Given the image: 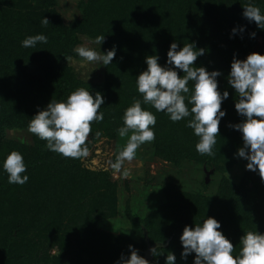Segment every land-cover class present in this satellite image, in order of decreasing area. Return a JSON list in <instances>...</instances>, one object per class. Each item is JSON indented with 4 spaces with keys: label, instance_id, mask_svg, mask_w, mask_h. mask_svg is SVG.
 I'll list each match as a JSON object with an SVG mask.
<instances>
[{
    "label": "rangeland",
    "instance_id": "rangeland-1",
    "mask_svg": "<svg viewBox=\"0 0 264 264\" xmlns=\"http://www.w3.org/2000/svg\"><path fill=\"white\" fill-rule=\"evenodd\" d=\"M19 1L0 0L2 15L10 26L0 27V39L6 41L7 37H11L16 40L14 46L18 48L22 47L21 42L27 36L41 34L32 25L36 12L27 8L17 10L15 6L20 5ZM86 1L56 0L57 17L65 27L68 44L77 41L75 47L65 46L63 42L56 45L53 41L38 44L35 48L23 47L29 51H39L34 52V60L15 62H20V65L17 66L18 78L13 81L23 86L14 82L6 84L15 86V92L21 94L20 100L11 99L9 104H17L14 103L17 101L20 102L21 110H29L26 116L28 123L23 125L26 127L25 132L21 133L24 135L23 141L29 145L38 140L28 130L29 122L52 99L66 100L79 87L88 89L93 96L100 92L105 97L100 109L104 114L102 123L105 122H92V132L86 141L88 155L79 159L71 158V164L84 177L82 185L86 190H82L77 197L74 194L77 181L69 185L70 191L62 186L66 182L65 178L55 181L53 184L61 186L46 192L47 199L53 201L42 200L35 206L33 223L25 230L24 243L21 242L22 237L17 235L23 228L12 217L5 215L6 200H0V217L4 218L5 215L2 228L6 231L0 234V252L11 255L14 258L11 264H16L22 261L20 256L24 252H31L29 246L25 249L20 247L30 243L31 249L38 254L37 263L35 261L34 264H116L122 254L126 258L130 256L128 246L133 245L138 255L147 259L149 264H166L168 252L176 256V264H193L195 253L189 254L186 261L181 258L183 248L180 236L186 225L194 227L195 223L213 217L221 223L220 231L233 243V255H237L240 237L244 232L257 230L264 234V180L258 171L248 170V161L237 155L244 146L242 134L230 125L241 122L244 117L235 110V90L228 84L231 64L222 65L229 53L228 46L214 47L218 40L209 38L210 47L204 43L206 52L197 58L209 72L218 70L222 73L217 77L218 89L221 93L225 90L229 92L228 99L221 105L226 115L220 121L213 154L201 155L196 151L199 138L186 126L191 117L174 123L167 114L161 112L163 117L157 116L164 122L165 131L174 136L173 139L168 137L171 140L168 153L157 147L154 140L138 148L135 158L124 161L121 169L116 170L112 163L126 145L128 137H120L116 131L123 125L124 112L120 109L124 103L116 105L115 99L118 98L108 95L103 85L107 68L113 63L104 66L99 62H86L74 51L79 46L105 53L109 50V46L104 43L100 46L92 42L103 21L102 16L91 19V24L86 27V36L84 34L83 26L80 25L82 22L79 21L86 16ZM224 1L218 0L221 6ZM244 1L234 0L236 5L233 10L240 14V19L234 15L217 17L230 26L236 19L240 23L239 27L243 20L248 23L243 41L239 42L238 53L245 51L241 54V60L253 52L264 55V29L243 16ZM35 8L38 10L40 7L36 5ZM252 32L256 33L254 38L250 35ZM10 53L9 50L0 54L1 66L6 65L5 60L16 58ZM179 74L183 75L182 71ZM9 80L6 77L4 82ZM29 96H33L34 100L27 102ZM125 106L124 110L128 107ZM154 114H158L155 109ZM174 141L178 146H173L176 144ZM44 179L47 182L48 177ZM89 182L93 185L88 186ZM236 198L239 201L237 204ZM153 248L156 249L154 255L149 250Z\"/></svg>",
    "mask_w": 264,
    "mask_h": 264
},
{
    "label": "clouds",
    "instance_id": "clouds-1",
    "mask_svg": "<svg viewBox=\"0 0 264 264\" xmlns=\"http://www.w3.org/2000/svg\"><path fill=\"white\" fill-rule=\"evenodd\" d=\"M243 16L264 29V13L252 0H248L244 6ZM40 22L43 26L50 23L44 16ZM244 30V27L239 29L240 32ZM236 32L237 29L233 28L232 33ZM250 35L254 38L256 33ZM104 40L105 35H98L92 42L101 46ZM47 42L48 37L41 33L27 36L21 44L25 48H35ZM74 51L84 61L99 62L104 66L111 64L116 56L115 46L106 53L85 46H79ZM205 52L206 49L197 48L195 42H188L182 48L177 42H172L164 66L158 62V55L145 58L147 68L136 77L137 91L142 100L133 99L124 110L123 125L116 130L120 137L127 136L128 140L112 163L114 169L120 170L124 161L135 158L138 148L156 138V116L142 105H151L157 112H164L174 123L191 117L186 126L199 138L196 151L201 155L213 154L220 121L226 115L221 105L228 99L229 92L225 90L221 93L218 89L217 77L222 75L220 71L209 72L203 66L194 65ZM181 71L183 75L179 74ZM227 79L235 90V110L244 117L241 122L230 125L242 134L244 146L237 155L248 161V170L258 171L264 180V55L253 52L243 60L234 55ZM104 103L105 97L100 92L93 96L88 89L79 87L66 100L52 99L46 108L38 110L31 118L28 130L46 141L48 151L66 158L86 157V141L92 132L91 125L94 121L103 120L104 114L100 109ZM0 166L8 174L9 184L24 185L29 181L22 153L11 151ZM202 221L195 223L194 227L186 225L183 229L180 236L183 260L195 253L193 264H264V234L257 230L244 232L239 241L240 251L233 255L235 247L220 231L221 223L213 217ZM128 247L130 256L126 258L122 254L116 264H149L147 259L138 255L133 245ZM151 251L154 255L156 249ZM166 264H176V256L172 252L166 256Z\"/></svg>",
    "mask_w": 264,
    "mask_h": 264
},
{
    "label": "trees",
    "instance_id": "trees-1",
    "mask_svg": "<svg viewBox=\"0 0 264 264\" xmlns=\"http://www.w3.org/2000/svg\"><path fill=\"white\" fill-rule=\"evenodd\" d=\"M227 1L228 5L225 6ZM247 1L242 3L244 4L243 8ZM19 3L20 5L15 6L17 10L27 8L36 12L33 14L32 25L37 33L46 35L49 42L53 41L56 45L63 42L67 46L69 38L65 33V27L57 17L59 13L55 10L56 0H20ZM252 3L264 12V1L252 0ZM36 5L40 7L38 10L35 8ZM234 5H236L234 0H225L222 6L218 0H87L84 5L86 16L79 22H82L80 25L83 26L82 29L86 36V30L88 29L86 27L91 24L90 20L102 16L103 21L99 24L100 27L94 37L105 35L104 45L109 46V50L113 46L116 47V56L112 61L113 65L107 68L103 85L106 87L105 90L108 95L118 98L115 99L116 105L124 103L125 107H129L133 99L142 100L141 94L137 91L136 77L147 68L145 58L150 55H158V62L161 66H164L172 42H177L181 48L188 42H195L197 48H203L204 43L210 47L208 41L211 38L218 40L214 47H221L224 44L228 46L229 53H227V59L223 61L222 65L231 64L234 55L236 58L241 59V54L245 51L238 53L239 42L243 41L242 37L245 36L246 31H239L240 23L237 19L233 21L231 26L217 19L218 16L224 15L228 17L234 15V17L240 19V14L233 10ZM210 6H212V9H210ZM1 7L0 3V27H10L2 15L3 9ZM42 16L49 20L50 23L47 26L41 24ZM104 19L106 20L104 21ZM208 19L211 24L208 23ZM212 19L213 23L211 22ZM23 22L30 25L26 20H23ZM247 25V22L241 21V27L246 30ZM233 28H236L238 33L233 34ZM79 36L82 35L79 34ZM240 38H242L241 41H239ZM15 42L16 40H12L11 37H7L6 41L0 39V54L3 55L4 52L10 50L11 56L16 57L15 59L5 60L6 65H0V68L2 67L0 69V165L11 151L15 150L22 153L27 165L25 174L29 176V181L24 185L9 184L8 174L0 166V200H6L4 204L7 209L5 215L12 217L23 228L17 235L20 238L22 237L21 242L24 243L26 241L24 239L26 236L25 230L33 223L32 216L36 212L35 206L42 200H45L44 202L53 201L47 199L46 192L56 186H61L53 184L55 181L58 182V180L65 178L66 182L62 183V186L66 188L77 181L78 185L74 191L77 197L82 190H86V187L82 185L84 177L80 173L81 171H77L74 164H71L73 162L71 158L48 151L45 148L46 141H39V138L35 144L31 145L25 143L22 139L24 135L21 133L25 132L26 127L23 125L28 123L26 116L29 110L27 108L21 110L18 104L20 102L17 101H14L17 104H9L11 99L20 100L21 94L18 91L15 92V86L12 87L6 84H12L13 80L18 78L19 68L17 66L20 65V62H15L17 60H34L32 56L39 49L29 51L21 46L18 48L14 46ZM74 42H70L68 45L74 48L77 41ZM236 42L237 44H235ZM200 62L202 61L197 59L194 65L200 67L202 64ZM6 77L10 80L4 82ZM14 84L21 85L19 82H14ZM7 87H10L8 88L9 91ZM33 100V96L27 98V102ZM123 105L120 110L124 112ZM142 107L150 111L153 110L154 113V108L151 105H142ZM157 113V123L154 128L155 144L168 153L171 142L168 137L173 139L174 136H170L165 131L164 122L160 120L161 112ZM97 123H102V121ZM19 130L21 131L19 132ZM175 143L173 146H178V143ZM71 169H75L76 172L75 170L71 171ZM44 177H48L47 182ZM92 185L89 182L88 186ZM68 191H70L69 188ZM19 194L20 196H18ZM12 198H15V200L12 201ZM236 199L237 204L238 198ZM4 218L0 217V234L6 232L2 228V224L5 223ZM28 231L30 232V230ZM28 246L31 252H24L20 256L22 261L16 262V264H34L35 261L37 263L38 254L31 249L30 243L22 245L20 249H25ZM13 259L11 255L0 252V264H11Z\"/></svg>",
    "mask_w": 264,
    "mask_h": 264
},
{
    "label": "water",
    "instance_id": "water-1",
    "mask_svg": "<svg viewBox=\"0 0 264 264\" xmlns=\"http://www.w3.org/2000/svg\"><path fill=\"white\" fill-rule=\"evenodd\" d=\"M149 250H151V249H149ZM149 250H148V252H147L148 254H149V252H150ZM148 254L146 255V258H148V257H149V256H148Z\"/></svg>",
    "mask_w": 264,
    "mask_h": 264
}]
</instances>
